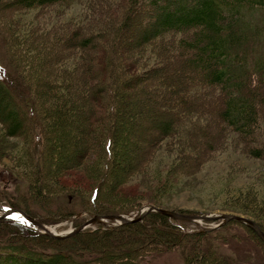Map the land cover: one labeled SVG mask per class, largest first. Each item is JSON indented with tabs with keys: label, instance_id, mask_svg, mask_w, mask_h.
<instances>
[{
	"label": "trees",
	"instance_id": "1",
	"mask_svg": "<svg viewBox=\"0 0 264 264\" xmlns=\"http://www.w3.org/2000/svg\"><path fill=\"white\" fill-rule=\"evenodd\" d=\"M68 1L77 0H16L13 4L7 3L0 7L9 8L14 5L24 10L43 9L46 6ZM107 1H111L112 7L113 1ZM122 1L125 11L121 17L122 24L119 28L117 27L118 33L114 30L111 33L97 35L82 33L80 28L71 33H50L53 36H49L51 43L48 41L45 43L49 57L45 59L49 61L44 62L46 60L42 59L44 63L39 62L36 66L44 74L35 75V82L33 81L26 88L27 90L25 89L27 95H22L20 103L24 104L26 110L17 118L20 124H26L27 130L29 126H32L28 131L32 134V150L30 149L31 156L27 158L26 171L34 181L35 189L32 193L38 198L41 197L39 194L41 191L45 195H54L53 198L58 200L64 197L79 200L81 196L71 189H64L69 188L66 184L56 183L59 178L56 182L50 181V178L45 179V182L42 174L45 178V175L51 174L50 172L54 174L71 171L70 176L74 181L91 179L95 173L96 178L101 176L99 184L91 188L87 204L81 205L78 201L81 209L79 212L89 217L128 215L138 211L144 205L111 208L115 197L111 193L113 191H107L106 186L110 184L115 174L119 176L123 172L119 169L118 160L121 157H128L130 151L124 150L125 144H128L127 147H131L134 152L133 158H128V167L135 165L137 168L138 163H142L144 158L152 156L155 148L166 143L171 135L176 134L175 130L180 136L188 133L200 134V131L202 133V129H205L197 128V122L186 123L183 120V118L188 120L185 118L187 115L197 112L194 109L193 97L198 98L204 94L196 92L192 94L193 97L177 95V87L182 88V83H179L178 79L159 76L165 62L171 60L173 55L184 57L189 50L195 52L193 58L184 60V64L192 66L199 74L194 77L199 78L200 82L193 79L200 83L197 90L203 92V86L208 89V94L215 93L216 108L221 113L217 117L233 131L241 133L244 137L253 136L260 128V116L264 113V0ZM143 2L155 8L159 7L162 12L153 17L154 22L136 37L132 47L133 41L125 44L127 39L122 30L133 21L134 8ZM104 5L106 7V4ZM172 10L174 12H171ZM104 34L105 38L109 36L110 44L111 41L113 43L111 46H106L100 42L107 51V59L101 67L106 71L107 78H103L102 82L89 84L87 82L90 79L89 76L99 75L100 70L94 71L93 75L91 64L85 66L82 63L75 64L68 61L73 56L77 58L91 56V59H95L93 51L99 47L95 42L99 43L97 40H100ZM150 43L158 47L153 53L148 54L144 48ZM39 49L43 51L44 45L40 44ZM37 52L39 55H44L40 51ZM79 60L81 62V59ZM153 60L156 61V66L148 69L147 65ZM67 63L71 66H67ZM4 70L6 81L0 76V92L3 95V98H0V115L6 119L5 109L2 107L4 97L7 98L8 95L1 88L15 86L16 82L9 75L8 68ZM88 72L90 75L87 74ZM127 75L129 77H126ZM105 106H107L106 113L101 111ZM176 119L179 121H175ZM16 121L19 123L18 120ZM178 124L180 129L174 127ZM7 126L10 125L7 124ZM203 127H207V124ZM22 128H19L17 132L9 128L7 133L10 136L20 134ZM204 133L207 134V131ZM96 148L103 149V165L102 163L98 165L96 160L91 158ZM209 148L212 150V145L208 146ZM92 151L94 154L91 153ZM138 151L140 156L137 154ZM263 153L264 146H261L254 149L253 156L262 158ZM74 157L76 161H73ZM88 164L92 167L90 168L92 171H89ZM99 166H103V171H98ZM1 175L2 178L11 176V180L16 183L19 181V184L29 182L28 178L16 174V171L12 169H5ZM15 187L17 189V184ZM1 191H4L3 194L6 192L3 189ZM65 191L67 193H64ZM2 193H0L1 199L5 200ZM15 196L17 197L18 194ZM5 203L35 216L25 205L12 199ZM188 214L196 215L193 212ZM62 215L61 212L56 216L60 218L63 217ZM35 217L44 220L43 217ZM253 221L264 232V226L258 221ZM232 223L247 227L239 222ZM0 224L2 228L16 229L17 231L13 233L28 241L42 240L46 244H54V246L57 244L53 250L47 251L37 245H33L34 249L27 250V248L13 247L9 242H0V264H141V261L133 262L132 256L136 254L132 255V253L126 256L130 257L129 260L122 258L119 262H113L114 258L111 257L107 260L100 259L103 257L99 259H91L88 256L78 257L71 250L63 247L72 243L75 238H82L84 247L86 243L91 242L89 240L95 236L96 232L105 237H111L116 232L146 231L145 228L149 227L154 230L156 240L151 242L152 244H144V249L141 251L151 252L153 249H159L161 243L172 245L177 239L186 241L185 238L191 237L200 240L201 237L216 231L205 232L199 228L188 231L191 223L174 221L156 212L149 213L141 222L118 227L98 224L94 229H86L64 240H53L38 235L29 231L20 222L7 219L0 221ZM229 224L217 230H223ZM9 235L0 236V241L11 240ZM101 242L109 244L107 239ZM15 246L19 247L16 244ZM25 246L31 247L20 244V247ZM196 253L190 255L189 264L235 263L225 257L223 259L216 257L211 251H207L206 255L197 261Z\"/></svg>",
	"mask_w": 264,
	"mask_h": 264
},
{
	"label": "rangeland",
	"instance_id": "2",
	"mask_svg": "<svg viewBox=\"0 0 264 264\" xmlns=\"http://www.w3.org/2000/svg\"><path fill=\"white\" fill-rule=\"evenodd\" d=\"M0 1V5H6L7 3L10 5L16 0ZM112 1V7L111 1L107 0L60 2L46 6L43 9L34 8L31 10L18 9L14 5L7 7L8 9L0 7V76L5 79L4 68L7 67L9 75L16 82L15 86L1 88L8 97H4L2 107L5 109L4 114L7 115V118L5 119L4 116L0 115V193L4 192L1 191L2 189L6 190L4 194L2 193L5 200H2L0 196V221L8 219L12 222H20L29 231L38 235L53 240H64L77 235L79 232L71 237H64L66 233L74 232L77 227L89 220V216L79 212L81 211L79 203L81 202V205L87 204L90 190L99 184L101 176L96 178L95 173L91 179L74 181L70 176L71 171L68 173L66 171L55 172L54 174L50 172L51 174L45 175V178L42 174L44 181L50 178V181L56 182V179L59 178L56 183L66 184L69 188L64 189H71L81 196L80 199L78 198L79 200L72 197H64L58 200L53 198L54 195H45L41 191L39 194L44 199L38 198L37 195L32 193L35 189L34 181L26 171L27 158L31 156L32 150V134L28 131L32 126H29L27 130L26 124H20L21 122L17 118L19 114L22 115L26 110L24 104L20 103L21 98L27 95L26 88L33 81L35 82V75L44 74L36 66L39 62L49 61V59H45L48 57L45 43L47 41L51 43L49 36H53L50 33H71L77 28H80L83 31L82 33L97 35L105 32L111 33L114 30L118 33L119 25L122 24L121 17L125 11V6L122 4V0ZM104 4H106V7ZM161 12L159 7L155 8L149 3L138 4L137 8L135 7L133 10V21L122 30L127 39L125 44L133 41L131 46L134 45L136 37L147 29L148 25L154 22L153 17ZM104 36L106 35L104 34L100 40H97L99 43L95 42L99 46L93 51L95 59H91V56L90 59L86 56L83 58L73 56L68 61V63H82L85 66L91 64L93 75L94 71L98 72L100 70L99 75L89 76L90 79L87 81L89 84L102 82L103 78H107L106 71L101 68L107 59V51L105 47L100 45V42H103V45L106 46H111L113 43L111 41L110 44L109 36L107 38ZM40 44L45 47L43 51L39 49ZM157 47L158 45L150 43L145 46L144 50L149 54L153 53ZM37 51L44 53V55H39ZM194 55L195 52L190 50L184 57L173 55L171 60L165 62L159 76L178 79V82L182 83V88L177 87V95L193 97L192 94H196V92L204 94L198 98L193 97L194 109L197 112L187 115L185 118L188 120L184 118L183 120L186 123L197 122V128L205 129H202L203 132L200 131V134L193 133L194 135H192L188 133L180 136L177 135L175 130L176 134L171 135L166 143L155 148L152 156L144 158L142 163H138L137 168L135 165L131 168L128 167V158H131L134 152L131 147H127L128 144H125L126 148L124 150L130 151L128 157H121L118 160L119 169L123 172L119 176H117L118 174L114 175L113 172V180L110 184H106L107 186L105 185L107 191H113L111 193L115 197L113 204L111 203V208H129L131 205L144 204L138 211L131 214V218L136 217L138 212L150 206L182 215H195L188 214L189 212L196 213L198 216L211 217L221 214L238 215L251 221H258L264 226V153L262 158L253 156L254 149L264 146V113H261L260 116V128L251 137H244L241 133L228 127L217 117L221 113L216 108L215 93L208 94V89L203 86V92L197 90L200 86V83H198L200 79L194 76L199 74L192 66L184 64L185 59L193 58ZM42 59L46 61L43 62ZM79 59H81V62ZM155 62L154 60L151 61L147 65L148 69H153L156 66ZM68 63L67 66H71ZM144 73L147 74V72ZM87 74L90 75V72ZM193 79H197L198 82ZM0 98H3L2 92H0ZM33 104L35 105L34 100ZM102 110L106 113L107 106L103 107ZM175 121H179V119ZM7 124L10 126H7ZM206 124L207 127H203ZM21 127L23 128L20 134L10 136L7 133L9 128L17 132ZM174 127L180 129V124ZM204 131H207V134ZM102 141L103 138L101 144ZM211 145L212 150L208 149V146ZM94 151L95 154L93 151L91 152L94 154L91 158L94 161L96 160L98 165L99 163L103 165V149L96 148ZM99 153L101 154L99 155ZM137 154L140 156L139 151ZM75 158L73 161H76ZM55 163L57 165V162ZM89 164V171H92ZM102 167L99 166L96 169L103 171ZM5 169L16 171V174L28 178L29 182L19 184V181L17 183L12 181L11 176L2 178L1 172H5ZM54 175L56 176L54 177ZM15 184H17V189ZM107 191L105 190V192ZM64 193H67V191ZM16 194H18L17 197ZM9 199L25 205L35 216L43 217L44 220H41L28 215L29 218L43 225L54 235L63 236V238L48 235L42 228L19 214L7 215V211L10 210L22 211L7 205L5 202ZM61 212L63 217L58 218L56 215ZM232 222L234 221L226 223L230 224L219 231L217 229L224 226L225 223L220 226L218 220L203 221L197 219L196 225L188 226V231L203 228L206 231L211 229V231L216 230L217 232L203 236L200 240L191 237L185 238L186 241L177 239L172 245L161 243L159 249H153L151 252L141 251L144 249V244H152L151 242L156 240L154 230L149 227L145 228L146 231L116 232L111 237H105L96 232V234L94 233L95 236L89 240L91 242L86 243L84 247L82 238H75L72 243L65 245L63 248L71 250L78 257L88 256L91 259L103 257L100 259L105 260L111 257L115 260L113 262H119L122 258L129 260L130 257L126 256L132 253V255L136 254L132 256L133 262L141 261V264H189V257L194 252H197L196 259L198 261L206 255L207 251H211L215 253H212L214 256L222 259L225 257V259L231 260L232 263L235 262L234 264H264V242L251 228ZM217 226L220 227L217 228ZM94 227L90 226L87 229H94ZM0 231L2 235L8 236L11 234L9 235L11 240L0 242H9L16 248L32 250L37 245L50 251L57 246V244L55 246L54 244H46L42 240L37 242L23 239L13 233L17 231L14 228H2L0 226ZM106 239L109 240V244L101 242ZM20 244L31 247H20Z\"/></svg>",
	"mask_w": 264,
	"mask_h": 264
},
{
	"label": "water",
	"instance_id": "3",
	"mask_svg": "<svg viewBox=\"0 0 264 264\" xmlns=\"http://www.w3.org/2000/svg\"><path fill=\"white\" fill-rule=\"evenodd\" d=\"M156 212L162 215H165L169 217L170 219L173 220H182V221H195V219H201L203 221H216L220 220L223 221L221 224H226L230 221H235L242 223L246 225L247 227L251 228L257 235L258 237L264 242V233L261 231L260 227L253 221L242 217L238 215H229V214H221V215H216L214 217L211 216H197V215H182L180 213L172 212V211H166L162 210L156 207H147L141 210L140 212L137 213L136 217L131 218L132 215L129 216H123V215H105V216H99L95 215L88 221H86L84 224L81 226L77 227V229L74 232H69L64 235V237H71L75 235L76 233L86 229L87 227L91 226L92 224L96 223H103V224H110V222L116 223L117 225H124V224H130V223H135V222H140L142 219H144L149 213ZM7 215L10 214H21L24 218H27L37 226L43 229L45 233H47L50 236L57 237V238H63V236H56L52 232H50L48 229H46L43 225L40 223H37L33 221L31 218L28 217V215L23 212V211H18V210H10L7 211ZM220 224V226H221Z\"/></svg>",
	"mask_w": 264,
	"mask_h": 264
}]
</instances>
